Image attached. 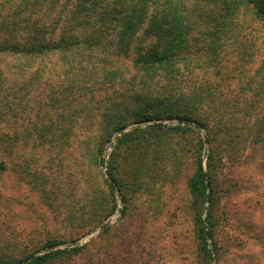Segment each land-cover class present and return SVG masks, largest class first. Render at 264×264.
I'll return each instance as SVG.
<instances>
[{"label":"rangeland","instance_id":"374dc122","mask_svg":"<svg viewBox=\"0 0 264 264\" xmlns=\"http://www.w3.org/2000/svg\"><path fill=\"white\" fill-rule=\"evenodd\" d=\"M20 1L0 0L1 46L26 36L21 29L14 36L1 22L14 16ZM75 1L17 16L22 23L68 20ZM230 1L235 7L237 0ZM263 5L264 0H240L232 31L196 34L203 58L210 54L205 44L211 38L220 57L198 76L212 80L217 90L200 107L204 125L127 117L129 123L104 144L98 155L104 163L98 165L96 119L123 84L80 93L70 85L73 73L60 52L39 57L0 52V262L25 264L53 241L59 248L82 247V253L48 264H264V90L257 87L264 84V18L256 13ZM94 60L97 69L100 61ZM73 71L78 74L76 67ZM167 126L194 132L144 131ZM130 132L134 141L116 149ZM199 139L204 164L210 146L216 158L217 205L212 234L206 227L208 255L190 206ZM103 178L114 191L112 202ZM203 217L207 225L206 211Z\"/></svg>","mask_w":264,"mask_h":264},{"label":"trees","instance_id":"16d2710c","mask_svg":"<svg viewBox=\"0 0 264 264\" xmlns=\"http://www.w3.org/2000/svg\"><path fill=\"white\" fill-rule=\"evenodd\" d=\"M59 3L60 0H21L13 7L14 16L10 19L7 16L1 22L10 27V33L14 36L19 29L26 36L22 41L10 42L8 46L0 45V52L9 51L11 55L30 57L60 52L69 65L68 72L73 73L70 85L79 88L80 93L94 92L104 85L113 87L118 82L123 84L121 92L109 97L100 118L96 119L97 132L93 136L95 164L104 163V158L100 160L98 155L103 152L104 144L113 134L129 123L127 117H131L132 122L177 118L204 125L205 122L198 116L200 107L209 103L217 90L212 80H202L198 76L212 66V62L220 60V57L214 52L217 40L211 38L205 44V50H210V54L205 52L203 58L195 47L199 44L196 34L202 33L204 29L208 30L203 34L219 36L232 31L236 6H240V0L235 1V7L230 0H76L69 10L71 18L68 20L46 23L38 20L31 22L28 19L22 23L17 16L25 11L27 15H33L53 10ZM63 7L67 9L65 2ZM256 13L264 18V5L258 6ZM95 15L99 19L90 18ZM202 22L212 24L213 27L203 26ZM49 35H55V38H49ZM74 57H77L76 62ZM95 58L100 61L97 69ZM214 66L216 68L217 64L214 63ZM75 67L78 69L76 75L73 71ZM211 74L216 76L219 73L214 69ZM257 87L264 90L261 82H257ZM165 128L180 133L194 132L188 126L149 128L144 131ZM204 128L210 141H213L208 126ZM132 134L125 133L120 137L115 148L119 149L134 141ZM199 141L200 147L195 153L196 169L189 182L190 206L196 234L208 255L206 227L212 234L217 205L214 174L216 158L210 146L204 164L203 141ZM109 171L119 185L115 171ZM103 184L107 188L105 194L112 202L114 191L105 178ZM204 211L207 225L204 223ZM57 246L58 243L50 242L44 252L25 264H48L65 256L71 259L82 253V247L70 249Z\"/></svg>","mask_w":264,"mask_h":264}]
</instances>
